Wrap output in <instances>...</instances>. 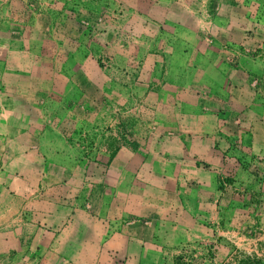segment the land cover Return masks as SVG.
<instances>
[{
	"label": "rangeland",
	"instance_id": "1",
	"mask_svg": "<svg viewBox=\"0 0 264 264\" xmlns=\"http://www.w3.org/2000/svg\"><path fill=\"white\" fill-rule=\"evenodd\" d=\"M203 2L0 0V264L34 257L32 229H46L30 212L36 199H81L82 184L70 186L119 146L202 200L187 220L197 235L162 264H264V0ZM217 2L239 29L204 26L224 25ZM23 120L58 131L81 166L55 174L57 190L34 139L24 149Z\"/></svg>",
	"mask_w": 264,
	"mask_h": 264
},
{
	"label": "crops",
	"instance_id": "2",
	"mask_svg": "<svg viewBox=\"0 0 264 264\" xmlns=\"http://www.w3.org/2000/svg\"><path fill=\"white\" fill-rule=\"evenodd\" d=\"M203 1V7H206L207 0ZM216 5L220 6L216 11L220 13L215 16L219 15L220 17L216 18L224 25L218 23L216 28L214 20L209 17L207 23L204 22L209 32L217 34L220 27L229 30L236 26L239 29L235 21L229 17V12L233 8L225 2H217ZM199 53L203 58L213 57L211 52L205 50ZM210 69L215 80L214 84L213 82L210 84V91L215 97H211L205 103L214 107L220 103L217 99L219 90L217 63L214 62ZM260 74L264 78V69ZM238 92L242 96H247L242 91ZM227 103L228 108L235 109L234 100L228 99ZM247 103L246 107L254 111L252 100ZM260 103L264 104V99ZM260 108L258 122L262 125L264 139V108L262 106ZM250 117L256 119L252 112ZM2 121L1 119V123L5 122ZM24 122L27 123L26 131L23 132L26 137L24 149L29 148V139H34L40 153L41 161H37V168L42 171L41 178L46 179L52 175L51 188L57 190L56 184L59 180H56L54 175H60L58 172L64 169L77 172L81 170V166L70 160L68 155L62 154L64 142L58 131L36 132L34 122L33 126L27 120ZM46 139L52 141L48 142ZM21 154H25L24 151ZM137 157L133 156L131 150L119 146L113 152L112 158L109 160L107 158L104 164L88 166L87 177L76 180L74 186H70L71 191H76L81 186L77 188L75 184H82L81 199L75 198L74 194L65 199L57 196L36 199V205L32 206L30 212L34 219L39 221L40 226L46 229L42 227L32 229L34 239L33 250H30V253L34 251V257L13 259L9 263L162 264L169 259L172 249L193 240L197 232L194 227L188 226L187 220H191L197 211L201 214L202 200L197 191L189 194L182 191L171 176L162 172L160 166L154 164L148 167L140 166ZM32 159L34 161L36 156ZM36 171L38 172L37 169Z\"/></svg>",
	"mask_w": 264,
	"mask_h": 264
},
{
	"label": "trees",
	"instance_id": "3",
	"mask_svg": "<svg viewBox=\"0 0 264 264\" xmlns=\"http://www.w3.org/2000/svg\"><path fill=\"white\" fill-rule=\"evenodd\" d=\"M113 156V153L108 156V160L111 159Z\"/></svg>",
	"mask_w": 264,
	"mask_h": 264
}]
</instances>
